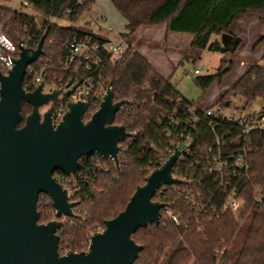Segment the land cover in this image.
Instances as JSON below:
<instances>
[{
  "label": "trees",
  "instance_id": "1",
  "mask_svg": "<svg viewBox=\"0 0 264 264\" xmlns=\"http://www.w3.org/2000/svg\"><path fill=\"white\" fill-rule=\"evenodd\" d=\"M109 1L125 21L122 36L126 40H131L141 30L164 26L166 34L191 35L194 48L232 54L240 45L238 38L233 37L224 48L221 43L211 41V37L230 34L229 29L235 20L248 13H256L264 24V0ZM25 3L44 17L66 18L74 23L90 9L94 0H26ZM0 32L14 45L15 58L19 54V43L31 52L45 36L42 55L31 66L42 67L52 84L64 79L60 67L66 56V44L73 38L87 35L46 20L38 22L29 14L1 4ZM87 36L99 39L94 35ZM262 42L264 36L257 44ZM128 44L129 48L122 57L115 60L104 58L98 82L105 90L112 91L114 102H125L114 124L124 127L130 136L119 145L118 166L113 161H103L92 155L79 161L74 175L54 174L63 188L64 181L74 179V193L70 200L78 203L73 209L74 217L65 218L57 233L59 253L63 249H67L66 253L82 252L84 247H88L94 228L100 226L103 230L106 221L124 210L135 188L142 186L145 178L158 167V156L168 144L166 133L174 135L178 129L172 127L168 117L180 120L185 110L194 106L182 99L169 79ZM261 59L264 60V54ZM230 71L226 68L213 75L196 76L194 82L205 91L215 81L220 83ZM0 72L6 73L1 63ZM26 80L27 75L22 86L28 92ZM229 95L240 97L245 104L256 100L264 102V67L251 66L233 85ZM229 103L225 100L220 105L227 108ZM98 105L88 104L86 120L97 111ZM20 113L24 120L31 113V107L22 102ZM261 113L264 114V106ZM250 147L248 187H264V131L252 133ZM175 187L184 189L181 184ZM172 189L167 188L164 203L183 215V223L176 226L161 217L157 225L149 224L139 229L132 239L143 249L133 264H264V202L257 204L250 192L238 220L230 213H211L207 217L202 213L196 222L191 218V210ZM158 195L153 201L158 199ZM41 197H45L43 201ZM37 211L40 224L55 217L50 198L46 195L39 196Z\"/></svg>",
  "mask_w": 264,
  "mask_h": 264
},
{
  "label": "water",
  "instance_id": "2",
  "mask_svg": "<svg viewBox=\"0 0 264 264\" xmlns=\"http://www.w3.org/2000/svg\"><path fill=\"white\" fill-rule=\"evenodd\" d=\"M232 39L222 34V47L227 48ZM44 40L45 36L31 52L19 43L13 67L6 74L0 72V264H133L143 248L132 236L159 223L165 205L153 199L161 187L178 183L171 170L179 151L135 188L123 211L91 235L86 251L60 255L59 219L73 218L78 203L70 200L54 174L74 175L79 161L92 155L118 166L119 144L130 134L114 124L125 102H114L110 89L88 120L87 105L80 102L68 104L56 126L50 110L39 112L60 95V91L43 93V84L33 92L22 86L27 68L42 55ZM22 102L31 107L24 120ZM41 194L50 198L55 213V219L44 224L39 223L37 211Z\"/></svg>",
  "mask_w": 264,
  "mask_h": 264
},
{
  "label": "built area",
  "instance_id": "3",
  "mask_svg": "<svg viewBox=\"0 0 264 264\" xmlns=\"http://www.w3.org/2000/svg\"><path fill=\"white\" fill-rule=\"evenodd\" d=\"M24 5L31 10L27 3ZM106 33V38L95 39L86 35L70 40L66 44V56L60 67L64 79L54 84L50 83L42 67L30 65L27 68L25 88L28 92H33L40 84H43V93L60 91L57 99L47 105L53 126L62 120L70 103L100 105L106 92L98 82L104 58L118 59L129 48L126 38L112 28H108ZM15 53L14 45L0 32V63L6 73L13 67ZM190 75L199 76L200 73L194 69L185 77ZM46 86L50 88L48 92L44 91ZM185 111L180 120L168 117L173 123L172 127L178 129L174 135L166 133L168 144L158 156L157 168L175 151H179V157L171 170L172 177L178 183L161 187L156 193H159L156 201L165 205L160 211V218L176 226L183 223V215L164 203L166 190L172 187L176 196L184 201L185 207L191 210V218L196 222L202 213L206 217L211 213H230L238 220L250 192L257 204L264 202V187H248L251 135L256 131H264V114L246 113L244 109H232L230 106L222 108L219 104L207 108L192 106ZM179 184L184 185V189L175 187Z\"/></svg>",
  "mask_w": 264,
  "mask_h": 264
},
{
  "label": "rangeland",
  "instance_id": "4",
  "mask_svg": "<svg viewBox=\"0 0 264 264\" xmlns=\"http://www.w3.org/2000/svg\"><path fill=\"white\" fill-rule=\"evenodd\" d=\"M25 1L0 0V4L8 9L29 14L38 22L46 20L60 27L71 28L87 35L105 36L109 26H112L116 32L124 31L123 20L112 7L109 0H95L90 9L85 11L74 23L66 18L53 19L44 17L26 8L24 5ZM103 16H106L108 20L104 21L102 19ZM144 30L127 41L132 48L140 53L142 51L138 47L144 48V56L152 62L163 77L169 79V82L182 99L198 108L213 107L217 104L220 105L225 100H229L232 109H244L246 113L261 114L264 102L256 100L245 104L240 97L229 95L233 85L251 66L259 65L264 67V60L261 59L264 54V42L257 44L264 36V24L258 20L256 13L241 15L230 27V35L240 40L239 47L232 54L194 48L191 45V35L184 33L166 34L164 26L150 27ZM211 41L221 43V35L212 36ZM226 68H230V73L220 83L215 81L205 91H202L195 84L194 79L196 76L185 77L186 74H190L194 69L199 71V76H207L216 74ZM49 90V86L44 89L45 92ZM47 108L48 106H43L39 109V112L42 114ZM74 186L73 178L64 181V188L68 191L70 199L73 197ZM44 198L41 197V200L43 201ZM54 219L55 217L53 216L50 220ZM64 219L61 218L59 220L64 223ZM101 231L102 228L100 226L94 228V233ZM240 241L241 238L239 243ZM87 248L84 247L83 251H86ZM66 251L67 249H63L60 254L64 255Z\"/></svg>",
  "mask_w": 264,
  "mask_h": 264
},
{
  "label": "crops",
  "instance_id": "5",
  "mask_svg": "<svg viewBox=\"0 0 264 264\" xmlns=\"http://www.w3.org/2000/svg\"><path fill=\"white\" fill-rule=\"evenodd\" d=\"M94 2H95V0H94ZM110 2V1H109ZM111 4V3H110ZM112 5V4H111ZM113 7V6H112ZM114 8V7H113ZM115 9V8H114ZM118 13V12H117ZM121 17V16H120ZM102 19L104 20V21H107L108 20V18L106 17V16H103L102 17ZM123 20V19H122ZM107 23V22H106ZM123 26H124V31L123 32H117L118 34H123V33H125V21L123 20ZM108 28H112V26H109ZM113 29V28H112ZM114 30V29H113ZM143 31H145V30H141V31H139L138 33H140V32H143ZM114 32H116L115 30H114ZM100 37H103V38H106L107 37V34L105 35V36H100ZM128 42V41H127ZM138 49L140 50V51H142V53H143V51H144V48L143 47H138ZM145 54V52L143 53V55ZM151 64H152V62L151 61H149ZM153 65V64H152ZM153 67L154 68H156L154 65H153ZM157 69V68H156Z\"/></svg>",
  "mask_w": 264,
  "mask_h": 264
}]
</instances>
